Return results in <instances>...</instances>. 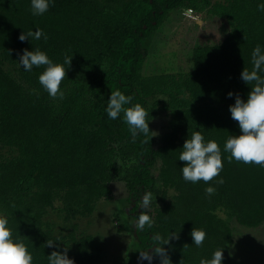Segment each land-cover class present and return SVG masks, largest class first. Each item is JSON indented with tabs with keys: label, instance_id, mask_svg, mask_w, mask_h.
<instances>
[{
	"label": "trees",
	"instance_id": "trees-1",
	"mask_svg": "<svg viewBox=\"0 0 264 264\" xmlns=\"http://www.w3.org/2000/svg\"><path fill=\"white\" fill-rule=\"evenodd\" d=\"M43 15L34 16L31 0H0V145L14 149L16 156L0 161V215L8 220L12 238L22 241L33 257L32 264H49L53 251L63 252L74 264H96L100 246L91 235H78L77 217L93 214L101 199L111 197L110 184L121 178L128 190V215L135 221L146 192L152 194L153 212L143 211L153 226L138 231L140 252L160 246L157 235L170 239L164 245L172 264H200L223 249L222 264H236L228 249L233 230L229 220L256 228L264 222V167L232 160L224 151L226 140L240 135L229 106L239 94L247 100L250 86L241 79L243 68L251 70L252 51L264 52V0H49ZM186 8L233 23L217 45L193 49V69L184 74L144 76L143 42L169 13ZM42 29L48 39L29 38L22 32ZM39 49L53 63L64 64L72 56L67 76L60 85L63 98H51L38 77L46 66L25 71L19 65L23 50ZM4 63L16 67L13 76ZM264 67V66H262ZM264 77V71L259 73ZM132 96L149 113L145 100L170 114V131L154 147L138 134L135 142L124 113L113 120L106 108L112 91ZM232 92L233 96L228 97ZM195 131L205 143L215 140L221 149L223 169L209 183L185 181L179 160L183 144ZM117 145H120L117 147ZM133 159L128 169L117 166ZM160 162L158 174L153 170ZM223 179V183H217ZM214 187L212 196L205 194ZM168 189L175 194L165 200ZM162 205L155 206L157 201ZM58 202L66 233L56 234L45 220ZM223 212L227 219L218 215ZM202 229L206 238L196 246L190 235ZM47 240L54 246L48 247ZM185 244H187L185 246ZM134 264H149L138 258ZM151 264H160L154 257Z\"/></svg>",
	"mask_w": 264,
	"mask_h": 264
},
{
	"label": "clouds",
	"instance_id": "clouds-1",
	"mask_svg": "<svg viewBox=\"0 0 264 264\" xmlns=\"http://www.w3.org/2000/svg\"><path fill=\"white\" fill-rule=\"evenodd\" d=\"M50 7L49 0H31V11L34 16L43 15ZM260 11H264V3L258 5ZM46 41L47 34L42 29L36 31L29 30L27 33L22 32L18 39L23 42L29 38ZM73 55H65L64 64L70 67ZM19 65L25 71H31L33 66H46L45 70L39 75L38 80L43 89L53 99L63 98L64 93L60 90V85L67 76L64 64L53 63L47 54L39 49L35 51L23 50V54L19 55ZM253 68L248 70L243 68L241 79L245 84L250 86L247 100L245 101L239 94L235 96V103L229 106L231 118L238 122L240 135L230 136L224 145V151L230 153L229 162L233 159L244 164H256L264 167V77L259 73L264 71V52L260 45H257L252 51ZM233 93L229 92L228 97H232ZM133 97L126 96L120 90L112 91L109 96L106 112L110 119H117L120 114L124 113V122L127 124L131 132L133 142L138 134L145 136V141L148 142L149 133L151 137L157 133L150 131L149 121L146 117L149 113L141 104L136 103L133 106L125 107L131 104ZM182 151L179 155V160L184 162L181 168L182 176L185 181L197 183L203 181L209 183L220 175L223 169V161L221 149L215 140H209L205 143V138L199 131L192 133L190 138H187L183 144ZM222 184L223 179L217 181ZM216 192L214 187H207L205 194L212 196ZM152 194L146 192L141 200V213L135 222V228L138 231L145 229V226L151 228L154 221L146 214L143 209L150 206ZM193 242L196 246H202L206 233L202 229L193 228L190 233ZM178 239V235L173 234L168 239H164L157 235L154 239L160 246L152 247L154 251H142L138 259L140 261L147 260L151 264L154 257L160 258V264H172L168 255V251L164 245H167L170 239ZM48 247H53L54 242L47 240ZM187 244H185L186 246ZM68 248L65 247L63 252L53 251L48 256L49 264H74L72 259H69ZM223 249L216 250L209 259H201L200 264H222ZM33 257L28 251L26 245L20 241L16 242L12 238V231L8 227V220L0 215V264H32Z\"/></svg>",
	"mask_w": 264,
	"mask_h": 264
},
{
	"label": "rangeland",
	"instance_id": "rangeland-1",
	"mask_svg": "<svg viewBox=\"0 0 264 264\" xmlns=\"http://www.w3.org/2000/svg\"><path fill=\"white\" fill-rule=\"evenodd\" d=\"M223 2L224 0H210ZM233 23L205 11L196 12L180 8L169 13L157 30L144 40L145 62L142 68L144 76L160 74H184L193 69L192 51L205 45L220 44L230 31ZM3 68L16 75V67L4 63ZM162 97H150L145 100L148 111L153 113L150 121L151 131L157 133L154 147L161 144L162 136L170 131V114L159 107L154 109L153 103ZM120 145H117V147ZM17 154L14 149L0 145V161L13 158ZM135 162L133 159L122 161L117 157V166L128 169ZM160 162L156 164L153 174H158ZM111 197L101 199L95 206L92 215L77 217L78 235H91L101 251L96 264H134L140 254V242L136 237L135 220L128 215L131 206L128 200V190L121 178H115L111 184ZM175 192L168 189L166 202L170 201ZM162 203L158 200L156 205ZM60 204L55 202L54 208L49 209L45 220L52 226L54 232L66 233L69 225L62 219L59 212ZM149 206L147 212H153ZM227 219L223 212H218ZM233 230L232 243L228 253L236 264H264V222L256 228L240 226L235 220H229Z\"/></svg>",
	"mask_w": 264,
	"mask_h": 264
}]
</instances>
